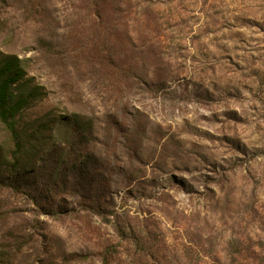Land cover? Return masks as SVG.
<instances>
[{"label": "rangeland", "instance_id": "374dc122", "mask_svg": "<svg viewBox=\"0 0 264 264\" xmlns=\"http://www.w3.org/2000/svg\"><path fill=\"white\" fill-rule=\"evenodd\" d=\"M0 55L43 93L17 128L48 125L34 166L74 210L0 190V264H264V0H0Z\"/></svg>", "mask_w": 264, "mask_h": 264}, {"label": "trees", "instance_id": "16d2710c", "mask_svg": "<svg viewBox=\"0 0 264 264\" xmlns=\"http://www.w3.org/2000/svg\"><path fill=\"white\" fill-rule=\"evenodd\" d=\"M31 81L26 79V72L22 67V61L15 56H1L0 55V121L7 129L11 141L14 145L13 157L11 161L0 163V190H9L17 195L31 198L39 207L49 208V210L62 211L67 214H72L74 210H69L67 205L62 203L55 204L54 196L59 189H69L71 184V177H66V182L63 187H60L59 175L51 173L47 175L45 171L41 173L34 166V160H42L43 162L51 161V157L47 156L40 158L41 153V139L45 138V128L35 129L33 133L26 136V141L23 139L20 131L17 128V118L21 112L29 108L35 101L43 97V93L37 87L31 86ZM73 120L66 119L64 122L71 126ZM73 125L78 126L76 133L81 134L84 130L90 128L88 122L81 123L75 121ZM78 162V161H77ZM76 162V163H77ZM44 169H51V162ZM4 170L5 173H1ZM84 172V171H83ZM82 173V172H81ZM79 188L86 191L90 190V182L78 183ZM84 186V187H83ZM85 199L83 210L89 211L104 220H108V213L99 199V197H92L93 200L89 204V197H81ZM88 202V203H87ZM78 211V210H77ZM118 217H116V228L122 239L128 240L129 235L119 226H117ZM134 234V233H133ZM130 238L136 241L138 246H141V240L136 235H130ZM115 251V250H114ZM118 254V250L115 251ZM109 251L103 254L105 264H109Z\"/></svg>", "mask_w": 264, "mask_h": 264}]
</instances>
